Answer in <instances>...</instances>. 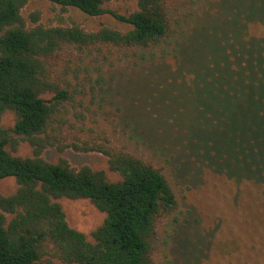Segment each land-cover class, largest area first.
I'll return each instance as SVG.
<instances>
[{
	"label": "trees",
	"instance_id": "16d2710c",
	"mask_svg": "<svg viewBox=\"0 0 264 264\" xmlns=\"http://www.w3.org/2000/svg\"><path fill=\"white\" fill-rule=\"evenodd\" d=\"M27 1L0 0V120L7 110L15 115L12 125H0V180L17 183L13 192L0 193V264H154L159 220H166V236L176 232L177 199L163 168L104 132L93 137L80 110L101 77L92 80L89 71L71 66L72 58L104 47L142 60L176 58L152 101L141 112L131 110L130 128L159 131L181 156L227 178L264 182V39L247 35L248 23L264 25V0H221L225 18L188 45L180 38L190 14L180 11L185 0H136L128 14L103 8L109 0H49L91 16L110 13L130 25L125 31L28 27L21 15ZM205 39L206 67L196 57ZM177 80L188 86V98L177 85L166 101L161 91ZM172 106L184 116L190 110L189 118L180 119ZM22 142L30 156L14 154ZM47 148L100 152L120 179L74 167L63 156L50 162L43 156ZM62 197L87 198L105 214L91 240L68 224L57 201Z\"/></svg>",
	"mask_w": 264,
	"mask_h": 264
},
{
	"label": "rangeland",
	"instance_id": "374dc122",
	"mask_svg": "<svg viewBox=\"0 0 264 264\" xmlns=\"http://www.w3.org/2000/svg\"><path fill=\"white\" fill-rule=\"evenodd\" d=\"M185 1L180 11L190 14L185 34L180 38L188 45L203 31V35H208L207 29L213 25L218 26L220 23L215 24L214 21L221 22L226 12H222L225 10L221 0ZM102 6L128 14L135 10L136 0H109ZM21 15L28 27L37 24L45 27L78 25L89 31L101 25L121 31L130 28L129 24L119 21L110 13L91 16L78 8L62 7L49 0H28L21 9ZM247 35L264 39V25L248 23ZM204 41L205 46H202L196 57L206 67L209 42L206 39ZM77 65L85 69L84 72L89 71L92 80L101 77L94 94L85 96L84 105L80 108L87 126L94 130L93 137L104 132L114 143L124 145L154 166H161L175 193L178 219L173 225L176 232L166 236V220H159L156 234L152 238L151 256L154 264H264V182L227 178L209 169L206 164L181 156L159 131L149 133L138 127L130 128L126 124L132 123L136 115L131 110L141 112V105L152 101L150 96L161 89L164 72L168 71L171 75L176 69V58L170 54L163 59L157 57L142 60L123 57L115 50L110 51L104 47L101 52L93 51L72 58L71 66ZM188 79L189 76H185V80ZM172 80L169 78V82ZM168 85L172 87L167 89L168 92L166 89L161 91L166 101L177 85L186 95L188 93V86L179 80ZM173 107L172 113L178 111L180 119L189 118L186 117L191 113L188 106L183 107L188 110L185 116L183 109L180 111ZM14 119V113L7 110L1 117L0 125L10 126ZM14 154L30 156L31 147L22 142ZM43 156L50 162H56L63 156L74 167L88 165L93 169L104 170L109 180L120 179L117 173L108 169L106 156L100 152L66 149L59 153L54 148H47ZM16 186L14 177H5L0 180V193L7 195ZM57 201L68 224L91 240V232L102 223L105 214L87 198L62 197ZM190 252L197 255L189 260L185 257ZM53 264L62 263L55 261Z\"/></svg>",
	"mask_w": 264,
	"mask_h": 264
}]
</instances>
